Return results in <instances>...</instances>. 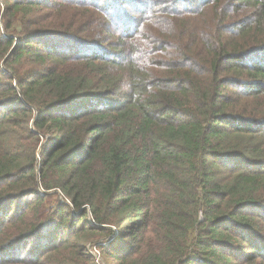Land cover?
I'll return each mask as SVG.
<instances>
[{
	"label": "trees",
	"instance_id": "1",
	"mask_svg": "<svg viewBox=\"0 0 264 264\" xmlns=\"http://www.w3.org/2000/svg\"><path fill=\"white\" fill-rule=\"evenodd\" d=\"M17 201L0 264H264V0H0Z\"/></svg>",
	"mask_w": 264,
	"mask_h": 264
},
{
	"label": "rangeland",
	"instance_id": "2",
	"mask_svg": "<svg viewBox=\"0 0 264 264\" xmlns=\"http://www.w3.org/2000/svg\"><path fill=\"white\" fill-rule=\"evenodd\" d=\"M114 31H115V30H114ZM112 33H113V31H112ZM18 203H19V202L17 201V202H15L13 205H8V206L2 208V210L0 211V219H4V216H5L6 214H9V213L11 212V210L15 209ZM5 220H7L6 217H5ZM27 245H28V244H27ZM28 247H29V245H28ZM95 247H96V246H90V251L92 252V250H94ZM94 255H95V254H94ZM98 255H99V258H97V259H99L98 262H99L100 264H104L103 260H102L101 257H100V253H99ZM95 257H97V256L95 255Z\"/></svg>",
	"mask_w": 264,
	"mask_h": 264
},
{
	"label": "built area",
	"instance_id": "3",
	"mask_svg": "<svg viewBox=\"0 0 264 264\" xmlns=\"http://www.w3.org/2000/svg\"><path fill=\"white\" fill-rule=\"evenodd\" d=\"M92 253L95 254L97 256V258H99V251L97 250V248L95 247L94 250H92ZM99 261V259H98Z\"/></svg>",
	"mask_w": 264,
	"mask_h": 264
}]
</instances>
